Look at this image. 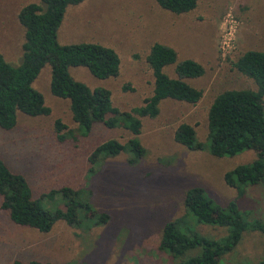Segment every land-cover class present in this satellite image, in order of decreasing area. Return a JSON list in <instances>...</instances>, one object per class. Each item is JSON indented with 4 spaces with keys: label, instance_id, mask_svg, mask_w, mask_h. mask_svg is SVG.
I'll return each instance as SVG.
<instances>
[{
    "label": "rangeland",
    "instance_id": "374dc122",
    "mask_svg": "<svg viewBox=\"0 0 264 264\" xmlns=\"http://www.w3.org/2000/svg\"><path fill=\"white\" fill-rule=\"evenodd\" d=\"M27 2L38 0H0V54L11 65L21 60L23 29L16 12ZM227 12L234 21L233 47L221 55L218 41ZM56 37L60 44L94 42L117 54L119 67L114 76L96 78L83 66H68L67 71L90 89L107 90L110 105L121 114L119 119L135 117L137 131H129L121 120L113 128L94 123L85 135L58 141L54 120L73 131L75 124L68 101L49 92V69L43 65L32 86L49 113L16 112L13 127L0 128V159L23 176L32 198L43 208L58 207L60 197L52 191L67 187L89 192L90 212L80 214L74 225L55 221L48 232H38L13 224L0 209V264L14 260L23 264H175L157 244L164 222L185 214L184 191L201 187L213 204L223 206L236 195L223 182V173L255 158L252 150L210 155L206 111L222 90L256 89L231 62L246 50L264 51V0H197L192 10L181 14L161 9L154 0H82L65 9ZM153 42L171 47L176 61L190 58L201 64L203 73L186 79L201 90V96L194 104L162 99L155 114L137 116L133 111L151 93L152 75L144 57ZM162 70L174 77L172 64ZM262 105L264 116V96ZM181 122L193 127L199 148L189 149L173 140V129ZM130 137L144 149L134 164L126 162L125 153L88 161L98 143L124 142ZM243 189L237 201L241 216L263 221L264 180ZM92 214L105 218L96 221ZM185 217L201 235L218 238L227 232L225 227ZM262 257L263 236L246 230L218 264H256Z\"/></svg>",
    "mask_w": 264,
    "mask_h": 264
},
{
    "label": "trees",
    "instance_id": "16d2710c",
    "mask_svg": "<svg viewBox=\"0 0 264 264\" xmlns=\"http://www.w3.org/2000/svg\"><path fill=\"white\" fill-rule=\"evenodd\" d=\"M81 1L38 0L23 4L16 12L17 22L23 29L21 60L17 65H11L0 54V128H12L16 112L27 116L49 113L42 95L32 86L40 68L47 64L49 92L68 101L70 118L75 124L73 131L58 119L54 120L58 141L66 137L74 138L77 134L85 135L94 123L113 128L121 120L129 131H137L135 117L127 115L119 119L121 114L110 105L107 90L90 89L68 74V66H83L92 76L104 78L116 75L119 67L117 54L102 44L58 43L57 29L65 9ZM154 1L161 9L173 14L189 12L197 3V0ZM144 58L152 75V85L149 96L143 98L142 104L133 111L137 116L155 114L162 99L189 104L199 100L201 90L191 86L186 79L200 76L203 73L201 64L190 58L176 61L175 51L157 42L149 46ZM170 64L173 65L174 77H169L162 70ZM231 66L251 79L256 89H225L213 96L206 111V149L214 157L252 150L255 158L249 164L236 165L223 173V182L236 191L235 197L223 206L213 204L201 187L184 191L181 203L185 214L164 222L157 244L158 250L175 260V264H218L224 254L234 249L246 230L259 232L264 238V220H245L237 208L243 187L264 180V51L246 50L231 62ZM172 136L175 142L189 149L201 145L195 138L193 127L186 123H179ZM143 152L144 149L133 137L124 142L107 139L90 151L88 161L91 163L92 160L125 153L126 162L131 165ZM52 192L60 197L61 203L49 211L32 198L23 176L10 170L0 159V209L7 213L13 224L48 232L55 221L74 225L80 214L90 212L88 191L62 187ZM185 216L196 223L225 227L227 232L218 238L201 235L190 227ZM91 217L98 221L103 220L105 215L92 214ZM193 249L198 250L185 255L186 251ZM12 264L23 263L14 260ZM256 264H264V257Z\"/></svg>",
    "mask_w": 264,
    "mask_h": 264
},
{
    "label": "built area",
    "instance_id": "2783aa9c",
    "mask_svg": "<svg viewBox=\"0 0 264 264\" xmlns=\"http://www.w3.org/2000/svg\"><path fill=\"white\" fill-rule=\"evenodd\" d=\"M234 21L230 18L228 12L224 18V27L218 41V48L221 55L228 52L233 47Z\"/></svg>",
    "mask_w": 264,
    "mask_h": 264
}]
</instances>
